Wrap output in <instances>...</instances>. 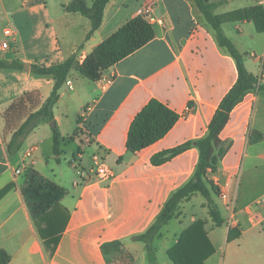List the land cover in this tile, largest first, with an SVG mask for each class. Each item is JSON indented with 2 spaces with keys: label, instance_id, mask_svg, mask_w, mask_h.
Instances as JSON below:
<instances>
[{
  "label": "crops",
  "instance_id": "obj_1",
  "mask_svg": "<svg viewBox=\"0 0 264 264\" xmlns=\"http://www.w3.org/2000/svg\"><path fill=\"white\" fill-rule=\"evenodd\" d=\"M72 1L0 0V62L22 65L0 68V191L12 187L0 200V252L9 256L8 264H113L103 251L112 242L122 244L133 257L132 264H174L168 251L198 221L204 222L215 248L205 264H264V223L250 226L243 213L264 196V93H249L232 111L221 134L228 151L219 170L209 173V180L227 194L226 200L220 194L214 196L226 223L215 226L207 200L198 193L181 204L179 216L150 246L137 241L173 194L190 181L199 150L193 146L158 165L153 159L208 134L220 103L238 80L236 61L219 45L194 0H111L101 27L88 39L92 22L66 11L65 5ZM85 1L89 6L94 3ZM237 1L241 5L234 7ZM210 2L217 5L218 15L257 5L264 8V0ZM147 5H153L155 15L164 21L163 26L154 25V40L107 70L103 79L90 81L74 69L61 88L54 115L63 138L62 154L54 153L50 124H41L25 139L22 149L9 156L7 145L29 113L9 122L7 111L27 94H35L33 103H27L29 112L40 109L55 85L52 76L34 74L32 67L57 65L74 54L82 63ZM13 24L18 30L9 40L10 48L3 49L4 32ZM222 30L246 55L247 70L261 77L264 86V31L248 21L225 22ZM247 34L255 45L252 50L241 48ZM153 99L178 114L179 120L153 145L129 152L130 127ZM87 106H93L94 143L83 148L76 132ZM29 150L36 159L32 170L65 190L59 206L41 220L33 217L23 195L24 172L15 175L29 162ZM67 153L71 157L64 166L62 156ZM95 153L104 157L115 177L83 185L73 161L89 168ZM47 229L56 234L46 235V241L53 240L50 249L42 234Z\"/></svg>",
  "mask_w": 264,
  "mask_h": 264
},
{
  "label": "trees",
  "instance_id": "obj_2",
  "mask_svg": "<svg viewBox=\"0 0 264 264\" xmlns=\"http://www.w3.org/2000/svg\"><path fill=\"white\" fill-rule=\"evenodd\" d=\"M110 1L94 0L93 5L89 6L85 0H73L65 5V9L67 12L79 13L91 20L92 30L87 36L88 39L101 27L105 9ZM194 1L202 12L207 26L213 30L219 45L226 48L236 61L238 80L220 103L205 137L165 151L153 159V162L158 165L182 154L193 146L199 150V161L190 181L173 194L151 227L144 234L135 238L137 241L149 246L157 237L162 235V229L171 220L179 216L181 204L198 193L207 200L206 207L209 209V214L215 226L221 227L226 223L214 200V196H218L220 190L209 180V173H216L219 170L221 160L228 151L227 142L222 140L221 134L230 120L232 111L243 102L249 93H264V86L260 83L261 77L255 76L247 70L245 66L246 55L241 54L236 49L222 30V24L225 22L248 21L253 22L259 32H263L264 8L257 5L218 15L215 13L217 5L210 2V0ZM155 36L153 25L149 24L143 17H135L99 45L82 63L79 62L77 54H74L65 62L57 65L49 67L33 66L32 72L34 74L52 76L55 85L50 97L40 109L29 112L27 103H33L35 94H27L15 102L7 111L6 117L9 122L18 120L29 113L25 122L14 133L11 142L7 145L9 156H15L22 149L25 139L37 127L41 124H51L53 122L55 123L52 127L54 153L60 156L62 154L61 144L63 138L55 122L54 108L60 100V90L67 82L71 71L75 69L88 80L97 82L102 79L107 70L143 48L154 40ZM21 67L22 65L16 62H0V68ZM178 120V114L161 102L151 100L137 115L130 127L127 150L135 153L153 145L162 139ZM25 177L27 178V186L23 189V195L27 199L33 217L36 220H41L50 209L59 206L65 190L33 170L28 171ZM11 188V186H8L0 191V200ZM60 218L55 217V219ZM51 232L49 229L45 231V234L41 232L49 249L50 242L53 240L46 241V235H56ZM103 251L109 262L113 264H132L133 262V257L123 249L120 242L104 245ZM214 253L215 248L209 239L205 224L198 221L182 232L178 243L168 251V256L174 264H205L206 260ZM9 262V256L4 252H0V264H8Z\"/></svg>",
  "mask_w": 264,
  "mask_h": 264
},
{
  "label": "built area",
  "instance_id": "obj_3",
  "mask_svg": "<svg viewBox=\"0 0 264 264\" xmlns=\"http://www.w3.org/2000/svg\"><path fill=\"white\" fill-rule=\"evenodd\" d=\"M135 17H143L149 24L151 25H159L163 26V19L157 17L154 13V6L147 5L142 9L138 10L135 13ZM18 30V26L16 24L11 25L8 29L5 30L4 35L6 40L1 42V48L8 49L10 48V39L14 38L16 32ZM103 79V77H102ZM107 82L111 83L112 79L108 78ZM68 85H71L68 82ZM93 111V106H87L81 113L79 119V128L76 132L77 139L83 148H88L94 143V135L91 130L90 124V115ZM80 156V153L79 155ZM26 158L29 160L28 163L23 164L21 168H18L15 171L16 176H20L21 174H26L28 171L33 169V166L36 163V159L34 157L33 150H29L26 154ZM73 163L80 169V183L83 185H89L94 181H108L112 180L115 177L112 169L107 165L104 157L100 154L95 153L92 156V164L89 168H84L81 164L76 161ZM220 197L224 200L227 199V194L224 192H220ZM246 216L248 223L250 226H259L264 223V196L256 200L254 203L249 205L243 211ZM228 225H232V222L229 221Z\"/></svg>",
  "mask_w": 264,
  "mask_h": 264
},
{
  "label": "rangeland",
  "instance_id": "obj_4",
  "mask_svg": "<svg viewBox=\"0 0 264 264\" xmlns=\"http://www.w3.org/2000/svg\"><path fill=\"white\" fill-rule=\"evenodd\" d=\"M240 5H241L240 1H237V2L234 3V7H239ZM255 42H256V40H255ZM256 44H257V42H256ZM252 46H255V45H254V42L250 39L248 34L245 36L244 39H241V48H243V49H251L252 50V49H254V48H252ZM70 157H71L70 153L64 154L62 156V162L64 163V166H67L66 161H67V159L69 160ZM246 175H248V174L246 173L245 177H246Z\"/></svg>",
  "mask_w": 264,
  "mask_h": 264
},
{
  "label": "water",
  "instance_id": "obj_5",
  "mask_svg": "<svg viewBox=\"0 0 264 264\" xmlns=\"http://www.w3.org/2000/svg\"><path fill=\"white\" fill-rule=\"evenodd\" d=\"M25 67L27 68V67H29V65H28V64H25ZM54 124H55V123L53 122V123L50 124V126L53 127Z\"/></svg>",
  "mask_w": 264,
  "mask_h": 264
}]
</instances>
